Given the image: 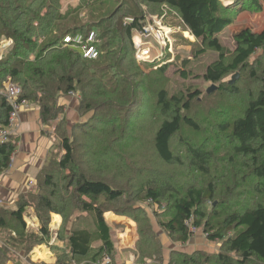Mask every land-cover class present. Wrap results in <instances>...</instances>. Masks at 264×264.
Listing matches in <instances>:
<instances>
[{
    "label": "trees",
    "instance_id": "1",
    "mask_svg": "<svg viewBox=\"0 0 264 264\" xmlns=\"http://www.w3.org/2000/svg\"><path fill=\"white\" fill-rule=\"evenodd\" d=\"M132 1H129L133 4L131 6L122 3L116 7L117 11L107 13L98 0H78L75 7H66L65 12L62 10L65 0H0V90H3L4 82L11 80L20 89L18 102L38 107L43 124L57 120L63 113L58 104L61 97L70 92L78 93V113H92L91 122L100 125L91 128L92 124H86L94 133L86 136L88 140H83L87 148L85 156L94 159L86 164L77 162L75 139L59 134L64 118L59 119L56 134L60 137L62 154L55 162L61 175L60 182L57 183L50 166H47L36 188L21 195L16 208L9 210L0 206V238L3 237L4 241L0 242V264L11 262L12 256L17 254L16 248L21 249L23 258H27L33 248L41 245H47L53 253L58 252L56 264H102L105 257L109 258V264L114 261L117 253L111 238V224L105 217L106 213L113 211L106 210L104 204L119 203L124 190L101 174V169L111 167L113 154L93 153L92 148L95 141L107 143L109 136L113 141L118 125L123 121L121 112L127 113L139 99L141 86L133 80L136 75L132 72L136 67L133 31L142 29L144 18L138 12V4ZM139 1L147 6L164 5L174 10L181 26L200 45L196 53L201 55L208 50L217 54L202 78L211 87L216 85L227 98L239 99L231 100L238 110L230 108L226 115L218 111L225 120L216 124V129L224 134V142L233 151L228 161L231 162L233 157L245 159L235 167L236 171L221 166L220 171H215L210 166L213 156L209 149H204L202 142L196 146L184 144V156L175 153L171 141L183 126L196 134L199 132V126L189 117L191 103L197 94H190L185 99L159 90L153 95L149 106L135 114V117H144L148 113V119L152 118L148 122V126L151 122L156 127L152 133V151L167 165H182L187 159L190 168L207 177L208 183L205 188L191 184L183 189L176 187L173 179L166 180L167 185L163 186L148 181L136 191L135 201L160 206L162 197L170 192L169 217L156 222L159 228L183 244L192 236L185 225L191 220L196 229L203 230L209 241L220 242V248L215 255L203 251L185 254L170 250L169 262L164 261L162 246L145 211L140 208L129 212L124 210V215L132 217L136 223L139 244L147 246L150 252L145 260L149 261L154 255L162 260L160 264H264V30L253 32L240 27L232 36L233 47L228 52L220 35L247 7L238 10V2L228 7L220 0ZM242 1L252 4L257 11L263 9L259 0ZM87 21L90 22L87 24ZM90 32L96 34L99 51L96 59L85 60L77 50L62 42L66 35L79 33L87 36ZM111 50L117 55L112 63H108ZM257 51L260 53L254 57ZM159 68L160 71L166 69ZM236 74L240 75L239 82H254L257 88L243 93L240 84H235L238 78L231 82ZM229 76L230 81L225 83ZM10 112L9 102L0 93V130L7 125ZM136 135L134 142L140 145L139 149H147L143 147V138ZM15 149L16 136L0 144V174L8 169ZM139 149L136 154L140 153ZM211 169L216 176H210ZM117 170L118 175H124L120 168ZM223 174L231 181L226 184L227 200L218 203L215 201L218 196L215 185ZM238 187L243 189L230 202V190ZM59 192L63 194L58 195ZM176 194L179 198L175 199ZM32 195L34 208L28 201ZM207 202H211L209 209ZM29 207L36 214L40 227L38 233L27 228L23 219L25 209ZM77 212L93 217L97 248L91 246L93 232L74 224L69 233L64 230L56 233L55 242L58 244L50 245L53 236L49 228L51 214L62 217L64 226L65 221Z\"/></svg>",
    "mask_w": 264,
    "mask_h": 264
},
{
    "label": "rangeland",
    "instance_id": "2",
    "mask_svg": "<svg viewBox=\"0 0 264 264\" xmlns=\"http://www.w3.org/2000/svg\"><path fill=\"white\" fill-rule=\"evenodd\" d=\"M98 1L100 2V5L106 9L107 13L113 10L117 11L118 9L116 7H118L122 3L128 4V6L133 5L129 3V1L133 3L132 0ZM134 1L138 4V12L144 18V21H142V29L133 31V51L136 59L134 65L136 67L134 70H132V72L134 76L136 75L133 80L137 84L139 82V85L141 86V89L139 90L140 94L138 95L139 99L138 102L134 104V106L129 111H127V113L123 111L121 112L123 121H119L120 124L118 125V133L114 135L113 141L110 140V136L108 137L107 143H105L104 140H99L100 142L95 141L92 152L95 153L97 151H104L107 153L111 152L113 154V157H111V167L109 169H101V174L105 178L109 179V181L114 185L121 187V189L124 190V196L122 200L119 201V203L110 204L106 202L104 204V208L106 210L113 211V213L108 212L105 214L107 222L109 224H112L111 238L117 253V255H115L116 257L114 261H112L110 264H124L126 262H130L131 264H141L142 262H152V264H160L162 260H160L157 256L154 257V255L151 256L152 258L148 259L149 261L145 260V257L149 258L148 255L150 254V252L148 248H146L147 246L139 244L138 232V238L136 239L133 248L121 249L120 246L122 245H120L119 234H121L123 230L119 228L118 225H115L116 223L113 222L114 219L118 220L125 217L133 221L131 219L132 217H127L124 215L126 212L124 210H128L127 212H129L130 210L136 208L143 209L153 224L155 234L162 246V255L165 257L163 259L164 261H166V256L168 257L170 255L169 252L171 247L176 246L179 243H177L173 238L164 233L159 228L156 222L168 219L170 208L169 205L171 204L169 198L171 193L167 191L162 197L160 206H155L151 203L148 204V202H136L137 200L135 201L134 198L136 196V191L141 189L148 181H152L157 186H160V183L162 184L161 186H163L164 184L167 185L166 180L168 179H173L176 187H181L183 189H187L191 186V184L196 186V188H205V185L208 183V178L204 177L201 174L198 175V173H195V171L192 170L188 165L187 159H184L182 165H167L163 163L159 159L157 154L152 151V133L156 128L155 125L153 126V124H151V122L148 126V122L152 121V118L148 119V113L144 117H135V114H137L141 108L149 106V104L152 102L153 95L159 90H165L169 96L174 95L177 97H184L185 99L190 94H197L194 101L191 103L192 107L189 113V117H191L199 126V132L196 134L195 132L189 130L187 127L183 126L180 133L171 141L172 150L175 153H181L184 156V144H187L189 146H196L202 142V145H205L204 149H209L211 155L213 156L210 166L215 171H220V166L222 168L227 167L228 169L234 168V170L236 171L237 168L235 167H239L245 161V159H242L240 157H233V160L231 162L228 161L229 157L233 156V151L229 144L224 142V134H220L216 129V124H219V122L225 120L222 119L225 118V116H222L218 113L223 112V114L226 115L225 112H230V108H234L232 110H238L239 107L231 103V100L239 99L227 98L224 93H220L216 85H214L211 92H208V89L211 86L202 78L206 67L214 60H216L217 54L213 51L208 50L201 55H198L196 53L200 49V45L181 26L180 18L174 10L169 9L164 5L153 7L141 4L139 0ZM227 1L228 3H226ZM220 2L223 5L224 3H226L224 6L228 7L233 6L238 2V10L247 7L245 10L240 11V13H238L234 17L233 24L225 29L220 35L221 41L223 42L225 48H227V51L230 52L233 47L232 36L236 31H238L240 27H246L248 29L251 28V30H258L264 27V0L262 2L263 5H261V8H263L261 11H257L252 6V4L244 3V1L242 0H220ZM77 3L78 0H65V4L63 6L64 9L62 10L64 11L66 7H75ZM88 22L90 21H87L86 23L88 24ZM144 26H151L152 28L158 30V32L145 33L143 32ZM111 51L112 52H109L110 59L108 63H112L115 56L117 55L115 50ZM104 53H106V50H104ZM162 66L166 68L164 71H160L159 67ZM241 75L243 76L242 73ZM237 78L238 79L236 80L235 84H240V88L243 93L247 89L255 90L257 88L256 83L249 81L239 82L240 75ZM230 79L231 76L227 77L224 82L227 83L230 81ZM145 90H148V92ZM0 93L3 95L4 89L0 90ZM148 93H150L151 95H148ZM76 94L78 95V93ZM91 115L92 113H78L77 119L71 121L68 126L67 124H64L62 126L61 132L59 131V134H65L67 137L75 139L74 148L76 149L77 153V162H86V164H89V161L94 160L88 159L86 157L87 155L85 156V154L87 153V148L85 147L86 143L83 142V140H88L86 136L94 134L92 129H88L86 127V124H92L93 127L91 128H98L100 126L99 124L95 123V121L91 122ZM232 115L234 117L235 113H233ZM230 117L231 115H228V118ZM59 118L60 117L57 118L56 123H59V121H61L58 120ZM15 124L17 125V118L15 120ZM17 130L18 128L16 127V131ZM82 132H85L87 134L83 135ZM136 134L140 135L143 138V147H147V149H141L142 151L139 149L140 145L134 142L136 140L134 138V135ZM101 142L104 143L101 144ZM137 149H139L138 152L140 151L139 154H136ZM61 154L62 152L60 154L58 153L57 158L55 156L54 159H60ZM54 159H52L51 163L49 164V170L50 172L52 171L54 173L55 179L57 183H59L61 175L58 172V165L56 164ZM80 166L82 169L86 170L83 165ZM103 166L104 165H102L101 167ZM117 168H120L121 173H124L123 176L118 175L119 169L117 170ZM62 174L64 175V173ZM210 176H216V174L213 173L212 169L210 172ZM229 180L231 181V179L225 177V174L217 179V183L215 185L216 193L218 195H216V202L222 203V201L227 200L225 189L226 184ZM237 180L238 178L236 179V182ZM59 186H61V184ZM242 189L243 188L238 187L230 190L229 201L232 202V198L237 196V194H240L239 191ZM39 192L40 191H38V193ZM41 192H43V190H41ZM60 194L63 193L59 192L58 195ZM221 194H225V196L221 197ZM33 198L34 195H32L28 200L30 201V205ZM176 198H179V194L175 195V199ZM210 203L211 202H207L206 204L208 209L210 208ZM1 208L5 209V207L2 206ZM32 208L34 207L32 206ZM25 211L26 213L23 215V219L25 220L27 228L34 231L35 233H38L40 228L39 223L37 222L38 226L35 227L31 225L30 216L28 215L29 210L25 209ZM53 215L55 214H51L50 216L51 219L49 224L52 235H54L55 233V230L52 229L51 226V223L53 222ZM57 216L60 217L59 215ZM58 217H54V219H58ZM60 220L61 223L57 228H55L57 229V234H59L61 230L69 233L72 224H74L75 227L87 228L88 230L93 232L91 246L93 249L97 248L99 244L97 243V236L94 235L95 223L93 221V217L91 218V215L77 212L65 221L66 225L64 224V226L62 217H60ZM7 233L8 232H6V234ZM11 235L14 236V234ZM193 237H197L203 240L205 247L202 248L207 250L206 252H209V254L215 255L218 253L220 242L209 241L206 238L203 230L197 229L196 233L193 234L190 239ZM2 239L3 237L0 238V242L4 243ZM51 239L53 240V238ZM54 244L57 245L58 243L55 242ZM60 245H62V243ZM41 246H46L49 249L47 245ZM39 247L40 246H36L35 248H33L29 255H32L33 251ZM44 248H42L43 250L40 249V251L43 252L45 250ZM16 250L17 254L15 255L17 256H12V260L10 262L11 264H43V260H46L47 255H40L38 253L34 254V257L32 259L33 261H30L29 256L24 259H19L20 255L23 254L21 253L20 248H16ZM49 250L51 251V249ZM51 253L57 259L58 252L53 253L51 251ZM175 259L177 262V258ZM167 262H169L168 259ZM80 264H83V262H81Z\"/></svg>",
    "mask_w": 264,
    "mask_h": 264
},
{
    "label": "crops",
    "instance_id": "3",
    "mask_svg": "<svg viewBox=\"0 0 264 264\" xmlns=\"http://www.w3.org/2000/svg\"><path fill=\"white\" fill-rule=\"evenodd\" d=\"M259 1L258 4H262V0ZM262 30H264V27L251 31L260 32ZM256 53L254 57L260 52L257 51ZM58 104L63 108V113L59 116V119L64 118L66 122H64L65 125L67 124L68 126L71 121L77 119L78 99L75 97L63 96L59 99ZM56 124V120L48 124H43L40 120L38 107L33 105H27V107H23L19 112L17 116L18 130L15 134L16 149L11 156L10 164L5 174H0V206L9 210L16 208L21 195H26L36 188L38 179L44 175L47 166H49L55 156L57 158L58 153H61L59 147L60 139L56 134ZM50 126H54V129L52 130ZM54 161L56 160L54 159ZM29 181L34 183L33 187L30 189L28 188ZM28 210L31 225L34 227L38 226V221L33 209L29 207ZM54 217L58 216L53 215L51 226L56 232L57 229L55 228L58 227L61 220L60 217H58V219H54ZM113 222L123 230L122 233L119 234L120 245H122L120 248L132 249L138 238L135 223L125 217L118 220L114 219ZM44 247H42L45 249L43 252L40 251V249L43 250L42 248L35 249L32 255H29L30 261H33L34 254L38 253L40 255H47L46 260H43V264H56V258L46 246ZM202 247H205L203 240L193 237L186 243H179L176 246H172L170 250L185 254H191L194 251L206 252L207 250ZM167 258L166 256V260ZM19 259H24L23 255H20ZM129 263L130 262H126L124 264ZM8 264L11 263L9 262ZM164 264H166V262Z\"/></svg>",
    "mask_w": 264,
    "mask_h": 264
},
{
    "label": "built area",
    "instance_id": "4",
    "mask_svg": "<svg viewBox=\"0 0 264 264\" xmlns=\"http://www.w3.org/2000/svg\"><path fill=\"white\" fill-rule=\"evenodd\" d=\"M226 3H228V1ZM226 3H224V5ZM143 32L145 33L156 32L157 33L158 30H156L155 28H152L151 26H144ZM62 42L65 46H68L69 48L77 50L81 54L82 58L85 60L96 59L99 55V51L97 48L98 44H97L96 34L94 32H90L87 36L79 34V33L74 34V35H66L63 38ZM1 51H2V48H0V52ZM3 89H4L3 95L9 102L12 108V111L9 113V121L7 125L4 126L0 130V144L7 142L11 136H14L16 134L15 131H16L17 125L15 124V120L19 112L22 110V108L28 105L25 102H18V95L20 93V89L11 80H7L6 82L3 83ZM66 96L75 97L76 99L79 100V97L76 93L70 92ZM50 128L54 129V126H50ZM33 185L34 183L32 181L28 182L29 189L32 188ZM185 225L187 226L189 232L192 235L196 233L197 229L192 225L191 220L187 221ZM52 238L53 240L51 239L50 245H53L55 243L56 232L54 233ZM102 264H109V258L105 257L102 261Z\"/></svg>",
    "mask_w": 264,
    "mask_h": 264
},
{
    "label": "water",
    "instance_id": "5",
    "mask_svg": "<svg viewBox=\"0 0 264 264\" xmlns=\"http://www.w3.org/2000/svg\"><path fill=\"white\" fill-rule=\"evenodd\" d=\"M237 77H238V74H236L235 76H233L231 82L233 83V82L235 81V79H237ZM212 89H213V87H210V88L208 89V92H211Z\"/></svg>",
    "mask_w": 264,
    "mask_h": 264
}]
</instances>
